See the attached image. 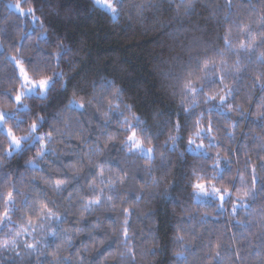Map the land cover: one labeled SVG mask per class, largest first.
Here are the masks:
<instances>
[{
    "label": "clouds",
    "instance_id": "clouds-1",
    "mask_svg": "<svg viewBox=\"0 0 264 264\" xmlns=\"http://www.w3.org/2000/svg\"><path fill=\"white\" fill-rule=\"evenodd\" d=\"M0 264H264V0H0Z\"/></svg>",
    "mask_w": 264,
    "mask_h": 264
}]
</instances>
